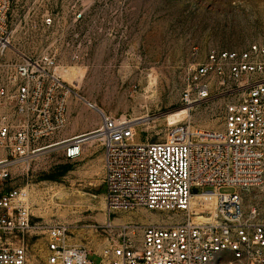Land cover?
<instances>
[{"label":"built area","instance_id":"obj_1","mask_svg":"<svg viewBox=\"0 0 264 264\" xmlns=\"http://www.w3.org/2000/svg\"><path fill=\"white\" fill-rule=\"evenodd\" d=\"M11 7L12 0H0V264H28L25 237L33 230L31 191L8 186L12 170L30 169L58 147L66 161H79L93 140L104 149L107 209L166 213L169 223H150L139 237L135 224H124L101 251L71 245L69 227L57 225L47 230L46 264H264V45L211 50L186 71V105L229 96L222 130L179 124L162 142L137 143L131 119L110 117L74 93L99 113L100 127L40 145L68 126L73 92L55 56L13 49ZM52 23L45 17V26ZM207 194L216 211L201 213L208 221L197 223L193 201Z\"/></svg>","mask_w":264,"mask_h":264},{"label":"rangeland","instance_id":"obj_2","mask_svg":"<svg viewBox=\"0 0 264 264\" xmlns=\"http://www.w3.org/2000/svg\"><path fill=\"white\" fill-rule=\"evenodd\" d=\"M78 13L82 17L76 20ZM48 15L51 26L44 24ZM10 29L17 52L53 55L60 68L84 75L77 83L63 77L73 92L69 100H78L77 93L110 117H128L137 143H156L179 124L194 131L224 128L229 96L214 94L205 103L186 105V71L211 50L264 45V0H12ZM59 134L40 145L56 143ZM103 162V146L94 142L79 161H66L58 147L30 169L12 170L14 180L8 186L31 191L28 264H46L47 230L57 225L69 227L71 245L101 251L124 224H135L139 237L150 223H169L166 213L110 212Z\"/></svg>","mask_w":264,"mask_h":264},{"label":"crops","instance_id":"obj_3","mask_svg":"<svg viewBox=\"0 0 264 264\" xmlns=\"http://www.w3.org/2000/svg\"><path fill=\"white\" fill-rule=\"evenodd\" d=\"M86 105L78 100L68 101L69 123L66 129L57 136V141H63L75 136L90 133L100 127L101 117L98 112H86ZM88 110V109H87Z\"/></svg>","mask_w":264,"mask_h":264},{"label":"bare ground","instance_id":"obj_4","mask_svg":"<svg viewBox=\"0 0 264 264\" xmlns=\"http://www.w3.org/2000/svg\"><path fill=\"white\" fill-rule=\"evenodd\" d=\"M58 71H59V75L62 79L64 77L66 80H68L71 83H73L74 81H76V83H77V80L79 81L81 78L82 79L84 78V75H82V77H80V75L77 74V72L75 71L74 68L63 67V68H59ZM150 81H151V83H155V76L154 75L151 76ZM97 110H100V109L97 108ZM134 140L137 141L136 140V134H135ZM94 141H96V140H93L90 143L92 144V143H94ZM191 210L195 214V221L197 223L207 222L208 221L207 217H205V216L200 217V214L203 212L207 213V214H214L215 213L216 205H215L214 196L212 194H207V195H204L203 197H200V198L198 197V198L194 199L193 206H192Z\"/></svg>","mask_w":264,"mask_h":264}]
</instances>
